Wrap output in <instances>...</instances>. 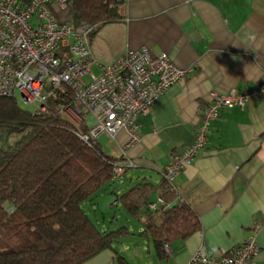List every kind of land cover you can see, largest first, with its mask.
Wrapping results in <instances>:
<instances>
[{
    "label": "crops",
    "instance_id": "obj_1",
    "mask_svg": "<svg viewBox=\"0 0 264 264\" xmlns=\"http://www.w3.org/2000/svg\"><path fill=\"white\" fill-rule=\"evenodd\" d=\"M49 9L57 21L71 22L69 9L55 3ZM120 14L91 35L94 73L99 72L97 62L109 64L125 49L143 46L152 55L165 52L192 71L138 119V141L127 145L123 129L113 137H98L99 148L124 167L113 192L148 181L154 186L148 201L155 200L169 154L192 142L211 93L261 87L262 94L243 108L222 109L209 125L204 147L173 181L199 219L196 232L172 240L163 253L151 240L146 248L131 249L120 239L84 264H118L120 257L123 264H185L197 248L208 257L222 256L254 231L260 246L255 261L264 263V224L254 227L264 218V0H124ZM86 116L81 122L87 129ZM114 220L116 214L110 224ZM138 228L142 231L140 222Z\"/></svg>",
    "mask_w": 264,
    "mask_h": 264
},
{
    "label": "trees",
    "instance_id": "obj_2",
    "mask_svg": "<svg viewBox=\"0 0 264 264\" xmlns=\"http://www.w3.org/2000/svg\"><path fill=\"white\" fill-rule=\"evenodd\" d=\"M69 1V24L92 25V35L121 18L124 0ZM67 100L61 87L48 88L47 110L36 113L15 96L0 97V264H84L130 233L126 226L100 229L84 211V203L95 205L93 196L115 179L116 159L97 141L89 146L76 136L87 129L60 113ZM153 189L148 181L138 182L115 193V200L142 224L139 235L163 253L164 243L183 240L200 225L192 207L177 200L164 180L160 196L168 204L149 210Z\"/></svg>",
    "mask_w": 264,
    "mask_h": 264
},
{
    "label": "built area",
    "instance_id": "obj_3",
    "mask_svg": "<svg viewBox=\"0 0 264 264\" xmlns=\"http://www.w3.org/2000/svg\"><path fill=\"white\" fill-rule=\"evenodd\" d=\"M50 3L63 10L70 7L69 0H0V97L15 96L17 91L23 102L34 107V112L44 113L48 88L61 87L63 95L69 93V100L59 109L64 117L72 123L81 121L86 113L94 118L86 131H75L81 141L91 146L101 134L113 137L120 129L128 135L127 145L138 141V119L192 68L179 67L165 52L152 55L143 46L125 49L109 64L97 62L99 72L94 73L91 65L96 61L90 49L93 26L74 27L57 21L49 9ZM261 94V87L246 93L234 89L211 93L192 142L182 152H171L161 171L162 180L177 200L183 198L173 181L204 147L210 123L222 109L243 108L249 98ZM123 170V166L115 164L114 176L117 178ZM167 204L159 195L146 207L156 211ZM262 224L264 218L254 224L255 229ZM163 247L168 250V243ZM259 249L254 231L222 256L208 257L197 248L185 264H264L255 261Z\"/></svg>",
    "mask_w": 264,
    "mask_h": 264
},
{
    "label": "rangeland",
    "instance_id": "obj_4",
    "mask_svg": "<svg viewBox=\"0 0 264 264\" xmlns=\"http://www.w3.org/2000/svg\"><path fill=\"white\" fill-rule=\"evenodd\" d=\"M15 97L21 107L28 109L29 111L34 110V107L31 104L23 102L19 92H15ZM86 120L93 125L94 118L91 114H87ZM117 182L118 180L116 179L111 181V183L105 184L104 187L93 196V200L96 202L94 209L88 205V202H85L83 206L84 211L100 229H115L119 226H126L129 229L130 234L123 236L122 240H125L126 244H128L131 249L146 248L150 242H147L148 240L145 237L139 235L138 222L133 218H130L120 204L115 206L113 203L115 196L121 193L120 190L116 192L112 191V187L118 185ZM115 193L116 195H114ZM114 214H116V220L110 224L109 221ZM103 221L105 222V228L102 225ZM122 255L124 256V253H122Z\"/></svg>",
    "mask_w": 264,
    "mask_h": 264
},
{
    "label": "water",
    "instance_id": "obj_5",
    "mask_svg": "<svg viewBox=\"0 0 264 264\" xmlns=\"http://www.w3.org/2000/svg\"><path fill=\"white\" fill-rule=\"evenodd\" d=\"M173 204H174V203H173ZM173 204H172V205H173Z\"/></svg>",
    "mask_w": 264,
    "mask_h": 264
}]
</instances>
